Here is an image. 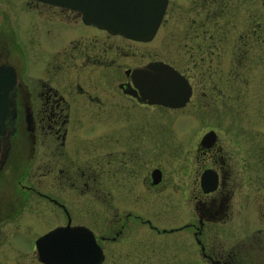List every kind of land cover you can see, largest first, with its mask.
I'll list each match as a JSON object with an SVG mask.
<instances>
[{
  "label": "flooded vegetation",
  "instance_id": "1",
  "mask_svg": "<svg viewBox=\"0 0 264 264\" xmlns=\"http://www.w3.org/2000/svg\"><path fill=\"white\" fill-rule=\"evenodd\" d=\"M263 41L264 0H167L147 41L43 1L0 0V67L16 74V115L0 148V264H47L39 238L67 227L86 229L99 264H264V222L224 238L238 190H264V105L237 109L253 45ZM158 63L189 83L183 107L141 97L133 71ZM159 126L167 131L161 164ZM158 195L176 200L168 209L191 205V219L159 228L147 217Z\"/></svg>",
  "mask_w": 264,
  "mask_h": 264
},
{
  "label": "water",
  "instance_id": "2",
  "mask_svg": "<svg viewBox=\"0 0 264 264\" xmlns=\"http://www.w3.org/2000/svg\"><path fill=\"white\" fill-rule=\"evenodd\" d=\"M39 1L75 10L80 13L81 19L86 24H92L109 32L139 41L151 39L167 5V0ZM132 76L141 97L149 103L180 108L187 103L191 95V87L185 77L166 64L158 63L136 69ZM15 84L14 70L1 66L0 148L2 138L7 133L6 121L13 119L16 115L10 96ZM208 180L209 178H204L203 182L208 183ZM209 182L212 184L211 179ZM209 186L204 191H211L212 187ZM83 232H86V229L67 227L53 229L41 236L37 242V247L45 263L99 264L102 259L101 250L97 245L84 243L83 240L86 237ZM70 244L74 250L72 253H70Z\"/></svg>",
  "mask_w": 264,
  "mask_h": 264
},
{
  "label": "rangeland",
  "instance_id": "3",
  "mask_svg": "<svg viewBox=\"0 0 264 264\" xmlns=\"http://www.w3.org/2000/svg\"><path fill=\"white\" fill-rule=\"evenodd\" d=\"M253 50L254 51L251 54L252 59L250 61V64L252 65L250 70H252L253 74L252 78H249L248 84L242 82L241 86L239 87L237 99V109L239 111H249L251 109L253 110L257 106L262 107V104L264 105V41L263 43L256 42L253 45ZM221 57L223 68L226 70L229 69L234 58L232 51L222 52ZM23 78L25 80V72ZM196 94H198V91H196ZM257 101L260 103H258ZM225 106L226 107L223 106V110H230L227 105ZM174 128V135L177 138V141L175 142H179L178 138L183 135V129H185L184 124L177 123L175 124ZM198 131V126L191 131L185 132L184 130L185 134L182 140L188 142L187 144H190L194 136L197 135ZM166 133L167 131L164 126L158 127L157 157L159 164L164 163V161L162 160V150L166 145ZM18 159L19 162L23 161L24 156L23 158ZM20 163L23 164V162ZM259 194H261V196L255 194L247 197V188L245 185H243L242 189L238 190L237 194L234 196L231 202V212L233 216H231V218L227 220L228 222H230V226L228 228H225L227 229V231H225L224 238H241L249 232L248 228H256L257 226H259L258 224L264 222V211H262L264 206V190L259 192ZM163 196L164 195L157 196V198L153 201V214L152 216H147L148 218L153 219V222L156 223L159 228H169L176 222L182 224V222H186L191 219V214L193 211L191 205H185V207L183 208L182 206H177L175 207V209H168L166 208V206L169 208H174L172 206L176 200H173V204H171V202L167 201L166 197L164 198ZM111 201H113V203L115 202V200ZM148 212L151 213V211ZM172 235L173 234L169 233H159L155 234L154 237L157 240H167L168 238H172ZM187 239L190 241V254L196 253L195 247L192 246V238L189 237ZM226 243L230 244L231 242L226 241ZM190 264L201 263L198 262V259L196 258V260H194V263L191 262Z\"/></svg>",
  "mask_w": 264,
  "mask_h": 264
}]
</instances>
